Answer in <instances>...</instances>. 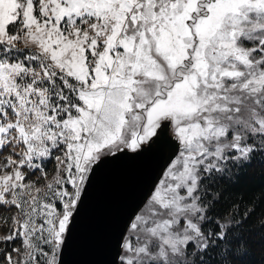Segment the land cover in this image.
Returning a JSON list of instances; mask_svg holds the SVG:
<instances>
[{"label": "snow or ice", "instance_id": "6c2138e0", "mask_svg": "<svg viewBox=\"0 0 264 264\" xmlns=\"http://www.w3.org/2000/svg\"><path fill=\"white\" fill-rule=\"evenodd\" d=\"M257 160L264 0H0V264H247Z\"/></svg>", "mask_w": 264, "mask_h": 264}, {"label": "trees", "instance_id": "16d2710c", "mask_svg": "<svg viewBox=\"0 0 264 264\" xmlns=\"http://www.w3.org/2000/svg\"><path fill=\"white\" fill-rule=\"evenodd\" d=\"M222 187L227 189L226 199L229 202L242 196L249 209L256 206L255 214L238 231L245 237L252 250V260L247 261V264H260L261 259L264 258V244H261L258 236L250 234V230H258V222L264 221V163L255 161L252 166L241 170L240 180L236 185L224 184ZM217 212L223 216L221 222H226L224 224L236 223L240 219L236 217L234 220L232 209L223 202L217 206Z\"/></svg>", "mask_w": 264, "mask_h": 264}, {"label": "water", "instance_id": "95a60500", "mask_svg": "<svg viewBox=\"0 0 264 264\" xmlns=\"http://www.w3.org/2000/svg\"><path fill=\"white\" fill-rule=\"evenodd\" d=\"M159 173V167L154 166L150 177L155 178ZM150 185V180H142L136 190V195L132 203L128 206L127 211H131V208L147 194L148 188ZM110 259V252L107 247H101L99 249L86 252L80 244L79 239L73 248H70L66 253L65 260L66 264H107V261Z\"/></svg>", "mask_w": 264, "mask_h": 264}, {"label": "rangeland", "instance_id": "374dc122", "mask_svg": "<svg viewBox=\"0 0 264 264\" xmlns=\"http://www.w3.org/2000/svg\"><path fill=\"white\" fill-rule=\"evenodd\" d=\"M222 223H226V222H222Z\"/></svg>", "mask_w": 264, "mask_h": 264}]
</instances>
